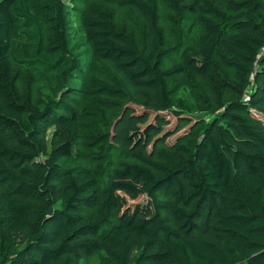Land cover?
Returning a JSON list of instances; mask_svg holds the SVG:
<instances>
[{
  "label": "trees",
  "instance_id": "trees-1",
  "mask_svg": "<svg viewBox=\"0 0 264 264\" xmlns=\"http://www.w3.org/2000/svg\"><path fill=\"white\" fill-rule=\"evenodd\" d=\"M162 1L178 37L200 26L196 46H166L156 0H92L97 76L70 48L64 0H0V264H264V0ZM111 4L143 21L141 45ZM184 74L223 111L168 145L174 120L211 103L171 85Z\"/></svg>",
  "mask_w": 264,
  "mask_h": 264
},
{
  "label": "rangeland",
  "instance_id": "rangeland-1",
  "mask_svg": "<svg viewBox=\"0 0 264 264\" xmlns=\"http://www.w3.org/2000/svg\"><path fill=\"white\" fill-rule=\"evenodd\" d=\"M66 3V8L68 11V22H69V45L72 49V52L75 55H78V58L81 61V64L83 67L87 70L88 66L93 65V69L97 66L100 68L98 71H95V75L100 76V74H108L109 70L106 69L105 66L102 64H99L95 62V60L92 57V51L90 46L87 44V40L84 34V31L81 27V18L86 13V8L88 6V3L92 0H89L88 3L82 2L83 0H64ZM87 1V0H86ZM96 1V0H94ZM99 1V0H98ZM179 4L181 6L188 5L192 3L193 0H178ZM222 1V0H217ZM157 7H158V20H159V26L163 29L165 36H166V46L170 48L172 47H179L180 50L185 47L186 45H190L192 47H195L198 35L200 34L199 28L200 26L198 24L193 25L191 29L189 30V33L186 34V37L184 36L185 33H183L182 36L178 37L177 31L175 30V27L177 24V16L175 15L174 10L167 6L162 0H156ZM110 15L112 18V21L114 23V26L123 32H126L130 34L136 44L141 45L145 41V31L143 27V21L136 16L134 12H132L129 9H120L115 6V4L110 5ZM193 17V21H194ZM192 21V22H193ZM193 40V41H192ZM30 79L32 81V90L34 93V100L39 103V96L37 93V85L35 84L34 76L31 75ZM187 84L194 88L196 91L197 96H204L209 100L211 103L209 105H205L203 102L201 103L202 106H205L207 108L206 112H197L191 116H188L186 122H182L180 125H178L177 129L174 130V127L176 126V121L174 120L171 125H169L166 129L169 131L173 130V134L170 135L166 143L170 145L177 137L188 134L191 131H193L194 126L197 121H204L209 122L214 117H216L218 114H220L223 111L222 103L216 99L215 96L212 95L211 90V82L210 81H203V80H197L193 78L189 74H184L180 79L173 80L171 85L174 86L176 84ZM72 84L79 85V81H72ZM250 92V91H249ZM249 92L247 91L244 93L240 98L238 95L231 93L232 95L229 96V99L231 101H246ZM211 96V97H210ZM213 96V97H212ZM76 102L74 103L77 109H80L84 104H86L87 100L84 98H77ZM256 119L260 120L264 124V119L260 116L253 115ZM95 121H97L95 119ZM93 118H85L81 119L79 123V129L82 131V127L84 124H88L91 128H98L100 127V124L102 123L100 121L95 122ZM51 133L52 128H50L45 136L43 137V140L49 149L51 147ZM98 171V169H96ZM6 190V187H0V195ZM143 199H140L139 202H141ZM87 216H90L91 212H86ZM80 264H98L97 256H93L91 258H81Z\"/></svg>",
  "mask_w": 264,
  "mask_h": 264
}]
</instances>
